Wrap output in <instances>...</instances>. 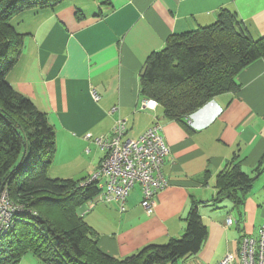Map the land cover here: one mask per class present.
Segmentation results:
<instances>
[{
    "label": "crops",
    "instance_id": "1",
    "mask_svg": "<svg viewBox=\"0 0 264 264\" xmlns=\"http://www.w3.org/2000/svg\"><path fill=\"white\" fill-rule=\"evenodd\" d=\"M222 9L236 12L254 39L264 37V0H64L12 19L23 46L6 79L56 132L52 178H89L103 153L85 136L109 135L118 119L126 121L132 139L156 122L163 126L169 187L155 197L152 214L142 206L140 185L124 212L118 203L98 202L90 209L89 201L77 210L110 257L127 259L181 238L194 205L208 228L204 245L164 264H218L239 250L243 237L258 238L264 225V58L238 75L239 90L215 97L182 121L168 120L158 106L142 107L147 98L141 78L150 57L173 36L214 24ZM232 165L254 179L238 206L217 201L219 174ZM16 264L49 263L28 253Z\"/></svg>",
    "mask_w": 264,
    "mask_h": 264
},
{
    "label": "trees",
    "instance_id": "2",
    "mask_svg": "<svg viewBox=\"0 0 264 264\" xmlns=\"http://www.w3.org/2000/svg\"><path fill=\"white\" fill-rule=\"evenodd\" d=\"M63 1L0 0V199L6 191L18 206L14 227L0 234V264H16L28 253L49 264H164L198 253L208 228L194 205L181 238L149 245L123 260L104 254L77 213L99 194L97 183L82 186L88 178L49 175L56 132L46 114L9 84L6 74L23 46L13 17ZM262 58L264 37L254 39L236 12L222 9L214 24L173 36L164 50L150 57L141 92L168 120L182 121L215 97L239 90L238 75ZM253 181L240 165H232L219 174L217 201L240 205Z\"/></svg>",
    "mask_w": 264,
    "mask_h": 264
},
{
    "label": "built area",
    "instance_id": "3",
    "mask_svg": "<svg viewBox=\"0 0 264 264\" xmlns=\"http://www.w3.org/2000/svg\"><path fill=\"white\" fill-rule=\"evenodd\" d=\"M91 94L95 101L100 100L96 89H92ZM142 107L156 111L157 103L146 99ZM127 131L126 121L118 119L109 135L85 136L100 149L103 157L97 170L81 185L96 182L99 188V194L88 202L90 209L98 202L118 203L121 212L126 210L127 199L135 185H140L142 206L148 214H152L155 197L169 187L164 166L170 155V147L159 122L138 138H128ZM17 211L18 206L4 193L0 199V234L14 227V214ZM233 222V219H227L228 226ZM218 264H264V225L258 231V238L243 237L239 250L226 253Z\"/></svg>",
    "mask_w": 264,
    "mask_h": 264
},
{
    "label": "rangeland",
    "instance_id": "4",
    "mask_svg": "<svg viewBox=\"0 0 264 264\" xmlns=\"http://www.w3.org/2000/svg\"><path fill=\"white\" fill-rule=\"evenodd\" d=\"M62 161V160H61ZM60 163H62V165H63V161L62 162H60ZM63 168H60V170H58L57 172H59V171H61ZM5 193H6V191H5ZM17 203H19V201H17ZM20 204V203H19Z\"/></svg>",
    "mask_w": 264,
    "mask_h": 264
},
{
    "label": "water",
    "instance_id": "5",
    "mask_svg": "<svg viewBox=\"0 0 264 264\" xmlns=\"http://www.w3.org/2000/svg\"><path fill=\"white\" fill-rule=\"evenodd\" d=\"M146 70H147V67L144 69V71H143V75L145 74Z\"/></svg>",
    "mask_w": 264,
    "mask_h": 264
}]
</instances>
